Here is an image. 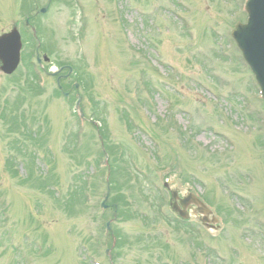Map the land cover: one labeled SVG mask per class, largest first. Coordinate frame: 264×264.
<instances>
[{
  "label": "rangeland",
  "instance_id": "rangeland-1",
  "mask_svg": "<svg viewBox=\"0 0 264 264\" xmlns=\"http://www.w3.org/2000/svg\"><path fill=\"white\" fill-rule=\"evenodd\" d=\"M49 1L0 0V38L22 36L17 72L0 65V264H110L114 203L115 264H264V102L231 37L247 0ZM166 185L206 196L220 230L179 221Z\"/></svg>",
  "mask_w": 264,
  "mask_h": 264
},
{
  "label": "water",
  "instance_id": "water-1",
  "mask_svg": "<svg viewBox=\"0 0 264 264\" xmlns=\"http://www.w3.org/2000/svg\"><path fill=\"white\" fill-rule=\"evenodd\" d=\"M43 12H45L43 10ZM250 20L248 25H238L237 30L233 33L239 47L244 53L252 70L262 87L264 93V0H251L248 5ZM22 48L21 37L17 30L0 38V60L3 63L2 71L6 74H12L20 64V52ZM79 105V104H78ZM178 199V195H173ZM190 203H194L202 214L209 213L207 207L197 198H193ZM185 217L184 213H180Z\"/></svg>",
  "mask_w": 264,
  "mask_h": 264
},
{
  "label": "trees",
  "instance_id": "trees-1",
  "mask_svg": "<svg viewBox=\"0 0 264 264\" xmlns=\"http://www.w3.org/2000/svg\"><path fill=\"white\" fill-rule=\"evenodd\" d=\"M32 75H33V73H32ZM108 138V137H107Z\"/></svg>",
  "mask_w": 264,
  "mask_h": 264
}]
</instances>
